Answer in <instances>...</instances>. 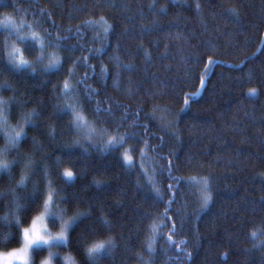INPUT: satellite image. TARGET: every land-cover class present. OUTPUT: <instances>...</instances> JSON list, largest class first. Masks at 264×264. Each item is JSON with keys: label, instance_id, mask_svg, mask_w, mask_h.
<instances>
[{"label": "trees", "instance_id": "1", "mask_svg": "<svg viewBox=\"0 0 264 264\" xmlns=\"http://www.w3.org/2000/svg\"><path fill=\"white\" fill-rule=\"evenodd\" d=\"M153 4L154 7H149ZM229 9L235 14L228 12ZM8 15L16 23L22 18L28 22L46 21L37 29L42 35V29H48L53 39L57 36L68 39L60 42V48L48 44L43 59L37 61L42 68L50 57L58 55L61 68L50 69L44 75H21L7 63L6 53L12 44L15 42L29 61L36 60L40 53L25 51L26 46L37 47L30 38L19 41L13 33L6 39L5 29L0 25V70H3L0 83L8 81L14 89L0 90V99L6 101L15 96L17 101L12 106V114L7 116V123L17 126L23 124L29 114L33 117L39 114L35 126L24 124L28 135L21 140L18 150L3 157L18 163L12 169V180L0 171V251L18 247L19 235L15 243L3 247L14 239L9 233H18L29 226L31 219L43 209L41 206L25 218L24 209L16 208V204L23 203L21 197L31 192L37 179L32 177L25 184H19L26 174V162L31 159L39 164L46 156L51 163L52 187L59 190L67 186V194H75L79 202L73 204L66 218L74 214L77 206L83 211L91 205L95 210L94 219L102 211L113 226L111 231L90 235L84 245L76 242L79 230L72 232L74 239L70 245L52 247L59 254V258H52V264H86L82 246L109 237L115 241L116 248L112 255L102 256L97 264H143L149 259L147 245L152 235L149 226L159 222L165 203L172 195L165 191L170 183L165 170L154 177L164 202L153 199L152 185L140 165L143 162L148 176H152L153 159H157V169L159 159L157 153L149 151L141 161L139 149L147 139L153 146L161 145L162 150L158 152L159 157L164 158V165H167L169 151H176L180 168L174 176L199 178L211 174L214 177L211 207L198 220L193 218L186 222L184 230L173 237L178 243L187 241L186 250L193 253L191 264H264V241L257 243L249 235L252 230H264V0H0V20ZM101 16L114 26L111 47L105 50L107 54L101 53L100 59H90L89 64L98 74L103 63L113 75L92 79V74L88 73L87 84L99 90V96L93 100L106 96L113 103L124 105L133 115L140 108L137 127L126 125L119 129L121 134L137 132L139 135L114 151L90 149L86 155H81L80 149H74L75 158L69 161L60 149L75 137L67 128L68 117L57 112V105L65 99L59 87L68 78L73 86L70 98L78 100L83 96L84 85H77V81L85 78L84 67H77L71 77L67 69L72 66L71 60L90 56L89 49L100 47L95 39L96 26L85 22L98 21ZM153 25L156 29L141 38V27ZM117 41L120 50L115 55H119L124 64L135 66L134 71L122 74L119 87L114 83L116 61L109 58ZM157 42L159 46L153 47ZM141 44L150 53V60L143 51L137 52ZM70 47L71 53L68 52ZM165 51L168 58L161 59ZM209 56L217 63L208 71L205 88L200 89L199 76ZM54 85L57 86L55 91ZM251 88H256L258 95L245 98ZM186 96L192 99L189 107L180 112ZM21 102L23 106H19ZM101 106L108 105L102 103ZM125 108L115 113L117 120ZM153 109L157 110L156 116L165 121L175 119L180 112L177 127L173 130L162 127L159 119H152ZM58 116L61 119H57ZM88 119L94 124L90 115ZM143 125H147V129ZM173 132L180 138L179 143ZM33 137L43 147L42 152L34 151ZM4 146L5 140L0 134V149ZM133 146L135 166L130 167L123 163L122 154ZM56 156H62V160L55 161ZM189 156L191 166L187 163ZM66 168L75 173L72 180L62 176ZM93 181L102 183L96 185ZM47 184L48 181L40 177V189L45 194ZM186 194L187 187L182 186L169 216L185 202ZM198 207L196 197L190 196L187 211L192 213ZM13 211L22 218L19 229ZM176 222L179 223V218ZM171 225L169 221L168 227L162 228L165 235L157 237L154 264H170L169 256L175 255V249L164 252ZM36 251L39 256L35 257V264H40L47 249L42 247ZM224 252L228 253L226 258L221 256ZM62 254H68L71 262H64Z\"/></svg>", "mask_w": 264, "mask_h": 264}, {"label": "snow or ice", "instance_id": "2", "mask_svg": "<svg viewBox=\"0 0 264 264\" xmlns=\"http://www.w3.org/2000/svg\"><path fill=\"white\" fill-rule=\"evenodd\" d=\"M155 5H149V7H154ZM200 5L197 4L196 8L199 9ZM163 11V8L160 9ZM235 14L233 9L227 10ZM41 13H44V10L41 9ZM45 15H47L45 13ZM129 20L131 17L128 18ZM46 21H33L28 22L21 19L20 23H16L11 15L5 16L3 20H0V25L5 29L6 39L16 34V39L19 41H24L26 39H31L36 48H31V46H26L25 51H39V55L36 57V60L29 61L24 58V55L21 54L20 47H17L15 42L12 44L11 51L7 52V63L12 65V69L15 72H19L21 75L39 74L44 75L49 72L50 69H59L63 65L61 59L58 55L52 56L49 58L48 63L44 64L43 67H39L37 61L43 59L45 49L48 44L60 48L61 41H66L67 36H57L52 38L51 32L48 29L37 30L41 28V24ZM85 23L95 25L96 36L95 39L99 41L100 47L96 49H89L91 53L90 56L76 57V59L71 60V67L67 69L68 77H71L75 74L77 67H84L85 78L77 81V85H84L83 96L79 97L78 100H72L71 94L73 92V86L70 82V79L66 78L63 81L62 86L59 87V91L62 96L65 98L63 103L57 105V112L63 113L68 117L67 128L70 132L74 134V139L69 143L66 142L61 145V152L63 155H66L69 161L74 159L73 150L80 149L81 155H86L90 149H96L100 152L105 151H114L118 148H123L124 144L128 142L129 139H136L139 135L137 132H125L121 134L119 129L128 125L129 127H137V121L141 118L139 112L140 108L137 109L136 114H131L124 105L120 103H113L109 98L101 97L100 99L93 100V97L99 96V90L91 88L87 84L88 73H91L92 79H96L97 76L99 79L111 78L112 73L109 68L103 63L100 65L99 73H96L95 68L89 64V60L92 58L100 59L101 53L105 52L106 49L111 47L110 37L114 32V26L109 24L103 16L99 18L98 21H86ZM26 29V31H25ZM156 26L152 27H141L140 36L147 35L148 33L154 31ZM127 31V30H126ZM77 35L79 36V30H77ZM179 38V37H178ZM47 42V43H46ZM159 44L154 43L153 47H158ZM75 47V46H72ZM167 49V45L165 46ZM120 45L117 41L116 46L113 51V55L109 58L116 61V73L114 83L119 87V78L124 72H132L135 70V66L131 63L124 64L120 60L119 55H115L116 52H119ZM72 48H68V52L71 53ZM143 51L146 59L150 60V53L143 45H139L137 52ZM105 54H107L105 52ZM161 59H166L167 51L160 57ZM217 62L213 60L211 56L208 57V61L204 65V72L199 76L200 89H204L208 79L209 69L215 65ZM243 63V62H241ZM235 67H239L236 65ZM3 70H0L2 74ZM163 83V82H162ZM10 90L14 91L13 86L8 81L0 83V90ZM54 91L57 89V86H53ZM199 89L197 90V94ZM155 95V93H152ZM195 95V94H193ZM258 95L256 88H251L248 90V93L245 94V98L255 97ZM192 99V96H186L184 99V107L181 108L180 112L185 111L189 107V101ZM91 101V103H88ZM102 103H107V107H102ZM17 101L15 96L10 97L8 100L0 99V116H10L12 114V106L16 105ZM19 106H23L22 102ZM5 108L7 110L5 111ZM121 108H125V111L120 116L119 120L115 118V113L120 111ZM156 109H153L151 116L152 119H159L161 126L173 130L177 127L180 112H177L175 119L173 120H163V118L156 116ZM92 117L94 124L89 121L88 116ZM39 118V114L33 117L31 114L24 120L23 124L17 125L16 128H11L4 130L2 132L3 138L5 140V146L3 149H0V170L5 172L8 175L9 180H12V169L18 163L17 160L9 161L4 159L7 155H10L12 151H17L19 144L22 139L27 138V131L24 127V124H31L35 126L36 119ZM61 119V117H57ZM129 121L131 123L129 124ZM115 125V128L112 129L111 125ZM107 125L108 127H105ZM147 129V125H143ZM55 130H53L54 133ZM174 139L179 143L180 138L175 136L173 132ZM163 141V137H161ZM140 141L137 140V143ZM34 151L40 153L43 151V147L38 145L35 137L32 139ZM87 145V146H86ZM158 150H162L161 145L153 146L150 144L149 140H143V146L139 149V154L141 161L147 157L148 152L152 151L157 153L159 159V169L155 167L157 164V159H153L152 176H148V172L145 170L143 162H141V171H144L145 177L149 184L152 185L153 199L158 203L164 202L163 194L161 193L160 188L155 186L154 177L156 175H162L165 170L167 171V176L170 181L168 184L166 192L172 193L169 196L167 203H165L164 213L159 219V222H154L149 227L151 228L152 235L150 237V242L147 245V252L149 259L143 261V264H154V257L156 255L157 249L155 247L157 242V237H163L165 234L162 232V228L168 227V222L171 221L172 225L168 228L169 234L166 236L164 252L167 254L169 250L175 249V255L169 256L170 264H191L193 253L187 251V241L181 240L179 243L173 238L174 235H177L180 231L184 230L185 223L191 222L193 218L198 220L201 218L202 213L211 207V204L214 201V191H213V180L214 177L209 174L206 176H174L173 173L178 171L180 165L177 163L178 157L176 151L172 150L168 153L167 165L163 163V157H159ZM134 152L135 147L132 149H125L122 154L123 163L133 167L135 166L134 161ZM62 156H56L55 161L60 162ZM187 163L189 166L192 164V157H187ZM51 163L48 161L45 156L42 158L39 164L35 160L29 159L25 165L26 174L21 178L19 184L23 185L27 180H30L32 177H37L33 183L31 192H27L25 196L21 197L23 203H17L16 208L24 209V217L26 218L31 212L37 210L42 206L43 211L31 219L30 226H25L19 232H10L9 235H12L14 239L9 241L8 244L3 245L4 248H8L10 245L15 243V237L20 236L21 242L18 247H11L8 251H0V264H35V257L39 256L37 249L42 247H47L51 249L56 244H65L70 245L73 242V237L71 236L72 232H77L76 242L81 243L82 245L86 244L90 235L98 234L100 231H111L112 224L105 214L101 211L98 217L94 219V209L91 205L88 208L81 211L77 206L76 211L72 216H67V212L73 206V204L78 205L75 194L69 195L66 192V187L64 186L61 189L57 190L52 187V183L49 179L50 177ZM264 175V174H262ZM62 176L68 180H72L75 176V173L70 169H64ZM40 177H43L44 180L48 181V184L45 186L47 189L46 194L43 193L40 189ZM94 184L100 185L101 181H93ZM182 186L187 187V194L185 195V202L181 205L180 208L174 210V214L169 216V211L172 210V205L177 203V196L180 193V188ZM13 194L15 189L12 190ZM26 191V189H25ZM195 196L199 207L194 209L192 213L187 211V199L190 196ZM264 200V198H262ZM64 205V207H61ZM15 220L17 229L22 222V218L17 215L15 211L12 213ZM46 217H52L49 223L55 226L59 223V231L53 235L49 232L48 225L45 223ZM177 218H179V223H177ZM250 237L255 239L257 243L264 241V230L257 229L252 230L249 233ZM199 239V237H198ZM116 248V243L112 238H106L103 240H96L87 246H82V251L86 257V264H97L98 260L105 255H112ZM228 255L227 252L221 253L222 258H226ZM59 258L58 253H52L49 251L48 258L40 260V264H52L53 257Z\"/></svg>", "mask_w": 264, "mask_h": 264}, {"label": "rangeland", "instance_id": "3", "mask_svg": "<svg viewBox=\"0 0 264 264\" xmlns=\"http://www.w3.org/2000/svg\"><path fill=\"white\" fill-rule=\"evenodd\" d=\"M17 46V45H16ZM12 47V46H11ZM11 47H10V51H11ZM18 47V46H17ZM9 51V52H10ZM22 54V52H21ZM17 126H11L7 123V116H0V134L2 135V132L4 130H8V129H11V128H16ZM1 171V170H0ZM43 211V209H42ZM39 215V214H38ZM66 218V217H65ZM52 219V217H46L45 219V223L48 225V229H49V232L53 235H55L58 231H59V223L56 224V227L52 226L49 221ZM30 226V225H29ZM56 245H62V244H56ZM47 249V255L45 258H48L49 256V251H51L52 253H55L52 248L51 249H48L47 247H44ZM44 258V259H45ZM62 259L64 260V262H67V261H70L71 262V257L68 255V254H62Z\"/></svg>", "mask_w": 264, "mask_h": 264}]
</instances>
